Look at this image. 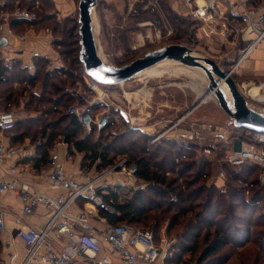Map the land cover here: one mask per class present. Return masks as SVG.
<instances>
[{"label": "trees", "instance_id": "16d2710c", "mask_svg": "<svg viewBox=\"0 0 264 264\" xmlns=\"http://www.w3.org/2000/svg\"><path fill=\"white\" fill-rule=\"evenodd\" d=\"M0 1L4 2L0 4V15L20 9L38 16L43 13L44 3H48L46 0ZM250 2V7H256L263 5L264 0ZM27 4L30 6L27 7ZM142 4H137V10L132 14L136 22L151 21L161 25L164 16L174 32H178L176 34L186 37L189 29L194 34L200 27L191 18L172 10L167 0L159 3L160 9L150 6L144 10L146 3ZM37 9H40L41 14ZM43 19L53 24L55 32L65 37L58 43L54 42L58 51L60 48L59 54L67 67L50 69L48 61L41 59L35 61L36 72L31 74L20 61L8 65L0 60V111H13L23 105L27 113L35 115L26 120H17L15 129L7 133L11 135V146L20 145L27 139L36 142L40 137V143L33 144L37 148V154L31 160L34 169L46 167L51 162L52 145L57 140L69 146L70 157L83 155L81 169L85 172L95 169L101 173L114 166L117 157H126L129 166L137 167L135 176L144 186L133 191L131 199L123 203L119 202V197L126 187L109 188L110 194L104 199L115 206L116 212L101 210L100 213L110 224L133 226L146 218L157 221L173 213L172 217H166L170 220L167 235L175 227H182L180 219L185 218V225L167 264H183L186 256L198 250L197 264H228L231 256L220 255L226 249H247L245 253L248 256L238 259L240 264H264V197L260 193H251L249 198L244 195L248 191L246 187L255 184L251 180L257 166L246 162L238 172L229 171L232 185L223 192L203 183V176L211 169V163L204 158L196 159L188 148H179L171 139L166 138L151 145L150 135L130 129L110 143H102L111 125L100 132L97 141L93 139L94 133L86 135L80 120L68 113L77 99L67 90L73 91L69 88L85 76L79 59L81 47L78 26H71L66 20L61 29L60 23L52 15L46 14ZM174 21H181L184 28L175 27ZM13 27L17 33H24L38 25L36 22L20 20L14 21ZM78 71L80 75L76 73ZM38 85L42 88L40 93L35 92ZM134 136L140 139H134ZM217 155L221 153L217 152ZM153 210L160 213L149 218ZM0 249L3 250L1 239Z\"/></svg>", "mask_w": 264, "mask_h": 264}, {"label": "built area", "instance_id": "2783aa9c", "mask_svg": "<svg viewBox=\"0 0 264 264\" xmlns=\"http://www.w3.org/2000/svg\"><path fill=\"white\" fill-rule=\"evenodd\" d=\"M116 1L97 0L98 5H110ZM139 1H148V6L158 5L154 0H134L133 4ZM221 1L225 0H183V15L197 22L200 26L198 30L205 37L217 36L231 46L230 52L225 54V59L235 50L238 67L255 50L264 47V5L249 7L247 0H233L234 5L242 9L238 14L239 22H235L227 12L221 10L219 6ZM20 20L37 22V17L20 9L12 14L0 15V39L24 42L31 35H36L35 30L17 33L13 22ZM41 42L44 47L51 50V53L43 55L40 51L32 52L31 61L23 63L28 72L34 74L35 61L41 59L48 61L50 69H64L65 65L60 55L53 48V41ZM89 86L96 92L101 88L97 83ZM67 91L79 101L68 113L80 120L87 135L94 131L101 132L112 124L107 114L94 112V106L104 103V93H98V99L86 105L88 102L86 103L87 100L81 93ZM184 120V118L178 120L166 128L167 130L154 136L151 144L167 137L172 130L179 128ZM16 122L14 111H0L2 133L13 131ZM254 136H256L254 145L248 144L239 153L228 157L230 163L239 165L250 161L264 165V134L255 133ZM204 139L200 131L194 130L188 135L173 136L171 140L183 145L185 142ZM58 146L68 145L62 141ZM23 152L24 147L7 145L0 139V168L5 167L8 161L17 160ZM205 153L210 154L211 151L206 149ZM52 166L50 179L55 188L64 192L58 196L33 190L24 184L21 181V171L16 164L8 166L4 175L0 177V195L8 192L17 193L23 217L34 215L41 207L48 213L47 222L41 229L25 227L20 219H15L18 227L16 237L25 244L27 250L21 258L15 255L17 261L14 264H167L176 240L168 238L165 233L166 227L157 235L153 230L139 229L131 224L113 225L106 218H99L97 215L101 210L108 213L116 212L115 206L106 202L104 196L110 194L108 188L112 180L117 181L116 185L119 183L123 185L126 177H136L137 167L129 166L127 160H123L96 176L74 177L67 174L63 166L56 161H52ZM80 202H84L82 207L79 206ZM92 220L101 221L105 225L104 228H97L92 224ZM6 229L5 214L0 209V233H4Z\"/></svg>", "mask_w": 264, "mask_h": 264}, {"label": "rangeland", "instance_id": "374dc122", "mask_svg": "<svg viewBox=\"0 0 264 264\" xmlns=\"http://www.w3.org/2000/svg\"><path fill=\"white\" fill-rule=\"evenodd\" d=\"M46 1L48 3H44L42 6V14L40 9H37L41 15H38L39 17L36 16L37 14L35 15L37 17V22H35L38 27H34L33 29L40 32L41 30H48L53 34L57 43L60 40L65 39L62 34L55 32L53 24L43 19L46 17V14L52 15L55 20L60 23L61 29L64 28L67 21L71 26L74 24L77 25L78 37L80 41L81 37L79 35L78 22L80 0ZM133 1L134 0H117L113 4H100L97 7L98 9L96 14L99 26L97 27L95 36L99 46V54L107 64L121 67L135 61L138 58L144 57L148 52L168 45L181 44L192 49L198 55L205 56L215 62H218V64L225 71L230 69L223 62L225 59V55L223 56V54H227L230 49V46L227 43L225 44L214 39L211 41L201 34L199 30L197 33H194L197 37L191 33L190 29L187 37L184 35L179 36L176 34L178 32H174L175 30H173L171 23L169 24L168 21L165 20L164 16L162 17V24L164 23L163 25L161 24L162 26L151 21L136 22V19L132 17V14L137 10V4L143 5L142 3H146L144 10L152 5L148 6V1H139L134 4ZM0 4H4V2L0 1ZM28 6L30 5L27 4V7ZM157 7L160 9L159 5H157ZM174 25L175 27H181V29L184 28L181 21H174ZM54 46L59 54L60 48L58 51V47L55 45V42ZM3 51L4 48L2 49V53ZM60 58L62 59L65 67H67L61 55ZM0 60H2L1 57ZM161 66L164 68L157 69L155 67L154 72H150L147 76L140 75L138 78L124 84L117 86L101 85V88L97 92L93 91L89 86L93 85L95 82L85 74L82 81L75 82L69 89H72L77 93H81L87 100L86 103L88 102L86 105L92 104V102L96 101L99 96L98 93H104V103L94 106V112L95 114H107V116L110 117V122H112V124H110V130L104 134V139L102 140V143L105 144L110 143L115 137L123 135L130 129L140 130L139 128L146 129L148 132L153 133L150 136L151 144L154 136L162 133L173 123L184 118L185 120L181 123L180 127L177 129L174 128L175 130H172V133H169L167 137L172 139L173 136L177 137L180 135H188L194 130L200 131L205 138L203 141L195 140L196 142H185L183 145H178L175 141V144L179 148H188L189 152H192L196 159L204 158L208 160L211 163V169L209 171L207 170L206 174L203 176V183L217 187L224 192L227 186L229 187L232 185V182L229 180V171L238 172L243 168L242 165L244 163L250 162L246 161L242 164L236 165L234 163H230L228 157L234 155L235 153H239L241 149L248 144L254 145L253 143L256 136L250 135L249 131L242 132L240 129L235 128L231 118L224 111H222L215 97H211V100H208L206 104H201V108L196 110L197 112H195V114L193 112L185 116L186 113L190 111L198 102V100L206 94L209 80L206 75L197 69L191 68L190 70H194L198 74L191 75L188 71L189 68L187 69L179 64L166 63ZM76 73L80 75V71ZM148 76H151L152 78ZM37 88L39 89V85ZM78 103L79 101L76 100L73 106ZM22 106L23 105H20L14 110L16 120H26L29 119L31 115H34L27 113ZM256 110L261 111L262 113L264 112V110H260L258 108H256ZM122 111H125L128 114L130 119L129 122H126L122 117ZM93 133L95 134L93 139L97 141L100 132L94 131ZM216 135H223L224 139H222L223 136ZM7 137L10 138L11 135H7ZM167 137L156 143L158 144ZM40 139L41 138L39 137L36 142H32L31 139H27L22 143V145L25 144L28 147L29 144L33 145L35 143H40ZM134 139L139 140L140 138L139 136H134ZM58 141L59 140L54 142L52 145L53 148L59 143ZM61 142L62 141L60 140V143ZM151 145L156 144L153 143ZM206 149H209L211 153H205ZM217 152H220L223 156H218ZM80 156L83 155H79L78 158H80ZM183 158L185 159V157ZM123 160H127L128 163V159L126 157L120 156L117 157L115 165ZM251 163L257 166L256 174L251 180V183L255 184L250 185L249 187L245 186L248 191L245 192L244 195L246 198H249L251 197V193H260L261 197H264V165H259L256 162ZM88 172H93V176L99 174L95 171V169ZM172 177L174 176L172 175ZM142 186L144 185L137 181L136 186L126 187L122 193H120L119 202L123 203L129 201L134 194L133 191L137 190V187L139 189ZM147 203L149 206H152L148 200ZM100 212L101 211H99L98 215L103 217ZM159 213L160 212L153 210L149 213V218L152 216L155 217ZM172 215L174 214L170 213L159 220L156 219L157 221L153 220V218H146L140 224H135V227L143 230H153L157 235H160L163 227H166L165 233L167 234V228L170 220L166 217H172ZM184 219L185 218L180 219V223L181 225L183 224V226L185 225V223H183ZM183 226L175 227V229L170 232V235H167L168 238L175 239L178 242L177 238L180 237ZM246 250L247 249H226L220 255L231 256V260L228 264H240V260L238 262V259L248 256V254L245 253ZM2 255L3 250L1 251L0 249V261ZM198 257L199 250L193 255L186 256L183 260V264H197Z\"/></svg>", "mask_w": 264, "mask_h": 264}, {"label": "crops", "instance_id": "0c3cea01", "mask_svg": "<svg viewBox=\"0 0 264 264\" xmlns=\"http://www.w3.org/2000/svg\"><path fill=\"white\" fill-rule=\"evenodd\" d=\"M154 1L157 2L159 5V3L164 0H154ZM167 1L172 10H174L178 14H182V15L184 14L183 0H167ZM250 3H251L250 0H247V5L249 7L251 6ZM255 5H259V4H255ZM219 6L221 10L228 13L232 21L239 22L240 18H238L239 17L238 14L242 11V9L234 5L233 0L221 1ZM34 30L35 29H31V31ZM35 33L36 35L35 34L31 35L28 38V40L24 42H15L13 39H10L9 42L7 41V45L0 47V57L2 58V60L8 65H11L14 61H20L23 65V63L31 61L32 58L30 57L32 55V52L34 51H40L43 55L50 54L51 50L44 47L41 41L42 40L53 41V48L55 49L54 46L55 38L53 34L48 30L46 31L41 30V32L35 31ZM206 38H208L211 41H213L212 39H214L222 43H225L217 36L206 37ZM3 48L4 51L2 53ZM230 50H231V46L228 52H230ZM223 53H227V52H223ZM224 55L225 54H223V56ZM237 59L238 56L236 54V51L233 50L230 56L224 59L223 62L225 63L226 66L230 68L228 72H232L233 79L237 83L241 93L247 99L249 105L255 110L256 108L260 110H264V47H260L257 50H255L250 55V57H248L246 60L240 63L238 67H236ZM150 72H154V68L145 72L144 74H142V76H147ZM148 77L152 78L151 76ZM41 90L42 88L39 85V89L36 88L35 92L40 93ZM207 101L203 104H206ZM202 105H200L198 108H196L193 111L194 114L195 112H197L196 110H199V108H201ZM14 110L15 108L13 109V111ZM32 116L35 115H31V117ZM139 129L140 131L147 133L150 136L153 134L148 132L146 129H142V128ZM0 139L5 144L11 145V141L10 138L7 137V133H2L0 131ZM58 144H60V142ZM58 144L51 151V162L46 167H42L40 169H34V166L31 163V160L37 154L36 146L29 144V146L27 147V145L25 144L24 145L20 144L19 146L24 147L23 154L17 160L8 161L5 167L0 168V177L4 175L5 169L8 166L16 164L21 171V181L24 184L29 185V187L33 190L43 193H48L52 196H58L59 194H62L64 192L55 188L52 180L50 179V176L53 172L52 161H56L58 164L63 166L66 173L74 177H80L81 175H89V176L93 175V172H85L81 169L82 156H80V158H78L79 155H77L75 158L70 157L68 152L69 146L62 147V146H58ZM137 181L138 180L136 177L134 178L126 177L125 180L122 182L123 185H120V183L119 185H116L117 181L112 180L109 188H114L116 186L133 187L136 186ZM136 189H138V187ZM80 203L79 206L82 207L83 204L81 205ZM0 209L1 211L4 212L5 219L7 222L6 231L4 233H0L1 243L3 245V255L1 257L0 264H14V262L17 261V259H15L16 258L15 255L17 254L18 257L21 258L22 256H24L27 250L25 244L16 237V232L18 227L15 224V219L17 218L20 219L22 221V225L25 227L27 226L30 228L41 229L42 227H44V225L47 222L48 213L44 208L41 207L34 215L23 217L20 197L18 196L17 193L14 192H8L4 195H0ZM99 218L101 217L99 216ZM92 224L99 229H102L105 226L104 223L98 220H92Z\"/></svg>", "mask_w": 264, "mask_h": 264}, {"label": "water", "instance_id": "95a60500", "mask_svg": "<svg viewBox=\"0 0 264 264\" xmlns=\"http://www.w3.org/2000/svg\"><path fill=\"white\" fill-rule=\"evenodd\" d=\"M97 0H80L79 3V35L80 62L84 66L85 74L95 83L103 86H117L130 82L147 69L165 61H172L180 65L200 70L209 80L206 94L192 107L185 116L192 113L209 96L213 95L219 107L232 120L237 129H245L257 134H264V114L252 108L239 90L232 77V72L225 71L217 62L205 56L198 55L184 45H168L148 52L144 57L118 67L107 64L99 54V46L95 36L93 14L98 8ZM7 45L6 39H0V47ZM225 84L230 93L228 97L221 89ZM126 122L129 116L121 112Z\"/></svg>", "mask_w": 264, "mask_h": 264}, {"label": "bare ground", "instance_id": "6f19581e", "mask_svg": "<svg viewBox=\"0 0 264 264\" xmlns=\"http://www.w3.org/2000/svg\"><path fill=\"white\" fill-rule=\"evenodd\" d=\"M97 10H95V12H94V14H93V24H94V28H95V32H97V27H98V17H97ZM103 59V58H102ZM104 60V59H103ZM166 63H174V64H178V63H175V62H172V61H165V62H162V63H160V64H157V65H155V66H153V67H151V68H149V69H147L145 72H147V71H149V70H151V69H153V68H157V69H162V68H164L163 66H161V65H165ZM180 65V64H179ZM183 66V65H182ZM184 67H186V66H184ZM187 69L189 68V74H191V75H194V74H196V75H198L197 74V72L196 71H194V70H190L191 68L190 67H186ZM144 72V73H145ZM143 73V74H144ZM221 89L224 91V93L228 96V97H230V93H229V91H228V89H227V86L223 83V84H221ZM211 97H214L213 95H211V96H209V98H207L206 100H211ZM264 114V113H263Z\"/></svg>", "mask_w": 264, "mask_h": 264}]
</instances>
